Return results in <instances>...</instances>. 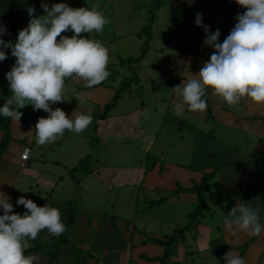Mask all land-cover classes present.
<instances>
[{"label":"rangeland","instance_id":"obj_1","mask_svg":"<svg viewBox=\"0 0 264 264\" xmlns=\"http://www.w3.org/2000/svg\"><path fill=\"white\" fill-rule=\"evenodd\" d=\"M58 1L64 0L51 5ZM103 1L108 5L111 0H73L67 4L73 8L95 9L94 5ZM174 1L114 0L104 15L106 25L113 24L117 33L122 34L116 37L119 42L114 45L121 48L124 42L121 38L129 30H142L143 36L149 39L151 31L157 29L159 43L166 35L161 32L172 23ZM187 2L180 0L173 6V14L179 13L181 17L194 14ZM223 2L237 5L235 0ZM148 3L153 6L151 10L141 8ZM10 13L0 12V23L3 24L1 18L8 19ZM24 14L27 17V13ZM157 16L160 23L154 24L153 18ZM221 24L216 26L221 28ZM71 35L72 32H68V36ZM208 48L204 49L207 52L202 50L205 56L190 59L186 67L174 54L164 56L166 59L154 54L140 67L126 68L129 65L126 63L123 72L120 65L112 64V67L107 66L110 75L97 87H78L74 81L67 88L70 80L67 78L69 91L65 100L52 107L61 108L73 119L77 113H90L92 123L82 134L66 130L55 142L38 146L35 125L48 113L42 109L34 111L31 105L19 109L23 115L20 120H13L14 139L11 138L6 150L0 152L5 158L1 168L10 167L16 175L22 171L18 183H29V186H17L15 192L24 189V196L37 197V200L52 193L51 200L67 203L68 209H75L76 226L64 232L68 247L62 264H97V261L100 264H161L155 259L163 256L165 247L153 243V239L169 237L174 239V245L170 248L173 252L168 264H226L227 252H220L226 242L216 224L228 217L233 207L242 205V195L229 191L227 182L218 173L210 181L209 191L179 192L178 189L201 182V177L218 162L211 155L223 163L230 156L247 159L254 150H261L264 104L247 107L239 103L229 107L224 101L220 103L209 89L207 97L211 102L206 111L186 109L183 115H177L174 105L182 97L175 87L198 78V71L214 51ZM6 51L8 58L0 62V106L11 98L6 73L13 66V57L10 49ZM140 53L141 49L132 56ZM192 73L196 75L193 78ZM134 74L137 79L130 82ZM117 92L120 93L117 105L105 114L106 105L114 100ZM209 107L214 114L212 118H209ZM244 115L258 116L254 117L257 120H251L243 119ZM257 124L263 130L254 133L251 129H257ZM4 136L5 133L0 136V145ZM238 145L240 150L237 151ZM23 147L33 148L34 152L26 168L18 161V152ZM87 157L84 168L73 171ZM153 164L156 168L150 169ZM251 194L259 199L255 207H261L260 218L264 223V173L259 177L257 191ZM13 205L17 213L26 211L22 205ZM66 218L61 217L62 222ZM40 234L42 232L38 235L40 250L57 249L52 241H42ZM29 243L35 245L36 240Z\"/></svg>","mask_w":264,"mask_h":264},{"label":"clouds","instance_id":"obj_2","mask_svg":"<svg viewBox=\"0 0 264 264\" xmlns=\"http://www.w3.org/2000/svg\"><path fill=\"white\" fill-rule=\"evenodd\" d=\"M235 3L244 11L238 13L237 22L222 43L220 29L211 31L203 23L202 14H196V25L205 32L203 46L214 51L198 71V78L175 87L182 97L174 105L177 115H183L186 109L206 111L209 89L229 107L245 97L254 104H264V0ZM40 7L45 14L39 17L35 7L27 9L31 18L15 42L4 39L8 28L0 23V62L9 56L6 49L16 58L6 73L11 98L0 106V116L20 120L22 113L18 109L27 105L34 111L47 112L49 115L39 118L35 125L36 144L43 146L63 137L66 130L82 134L92 123L90 113H77L73 119L61 108L52 107L65 100L66 79L77 76L86 82L85 87H93L105 81L110 72L108 48L91 36L81 35L104 30L108 21L101 12L88 7L73 8L65 2L49 6L45 0H41ZM65 32L72 35H62ZM16 205L24 206L26 211L15 212L10 199L0 194V264H38L37 255L25 254L29 242L45 229L49 235H62L66 225L56 207L38 206L24 196L16 200ZM260 212V206H235L223 223L233 235L239 231L259 236L264 233ZM224 260L226 264H246L233 251L227 252Z\"/></svg>","mask_w":264,"mask_h":264},{"label":"crops","instance_id":"obj_3","mask_svg":"<svg viewBox=\"0 0 264 264\" xmlns=\"http://www.w3.org/2000/svg\"><path fill=\"white\" fill-rule=\"evenodd\" d=\"M36 1H37V3H36ZM55 1H57V0H45V2L49 4V6H51V3L55 2ZM179 1L176 0L171 5V14H172L171 15V22L172 23L170 26L166 25L165 26L166 30L161 32V33L166 34V35H164V37L162 36V39L158 43L157 37H158V35H160L158 33L159 31H157V29H155L154 31L152 30L151 31L152 35H151V39H150V48L148 49L146 57L143 59V62L136 63V64L134 62L132 64V66H130V64L128 63L129 65H126V68L133 67L134 65L135 66L137 65V67H140L147 59H149L150 56L152 57V55H154V54L158 55L160 58L162 57V59H166L164 56H168V54H170V55L174 54V56L178 55L179 59L182 60V64L184 67L190 65V62H189L190 59L196 58L198 60V59H201V57H199V56H205L202 52V50L205 51L204 49L206 48L203 46V41L205 39V36H204L205 32H204L202 27L197 26L195 23V17H196L197 13L202 14L203 23L210 26L211 31L214 32L215 27H216V29L217 28L220 29L221 35L219 37V42H221V43L227 37V35L230 33L231 29L234 27L235 23L237 22L236 17L238 15V13H224L222 11H217L214 14L209 15V10H210L211 6L213 5L214 0H186V1H188L186 5L189 8L194 9V11H195L194 14H190L188 16L181 17V14L177 13L175 16L173 14L172 8H174L173 6H176ZM60 2L72 3L73 0L58 1V3H60ZM113 2H114V0H111L110 4L106 5L107 1H103V3H97L94 6H95L96 10H98L99 12H102V14L105 15L109 11V7H112ZM40 5H41V0H7L5 2L0 1V12H4V11H10L11 12L8 19L1 18L2 21L4 22L3 23L4 25H5V22L8 20V22L6 23L7 28H9L13 23L19 21L25 15L24 13H27V17H26L27 19L25 21L19 23L17 30L14 33H12V35H11V40L13 42H15V40L18 37L15 35H17L18 32L20 30H22L23 28H25V26H27L29 23V20L31 18L28 14V11H27V9L29 7H35L36 8V10H37L36 16L37 17L45 14L43 9L40 7ZM68 5H70V4H68ZM151 5H152L151 3H148L145 6H141V8L148 11V10H151V8L153 7ZM195 8H197L200 12L198 10H195ZM196 11H198V12H196ZM153 21H154L153 22L154 24L156 23V21L158 24V23H160V18L157 16V17L153 18ZM220 22L222 23L221 28L219 26H216V24H218V23L220 25ZM152 27H153V25H152ZM62 35H68V32L62 33ZM84 35H86V34H84ZM118 35H122V34L117 33L116 27L113 24H108V25H105L104 30L102 32H100V33L93 32L91 35V38L94 40L101 41L108 48V50H109V61H111V62H108L107 66L112 67V64L117 65V66L120 65L121 66L120 69L123 72L125 70L124 66H125L127 60L132 59V58H138L139 56H141L145 42L148 39L143 36L142 30L141 31L140 30L139 31L129 30V31H126V34H124L125 36H122L121 40H123L124 42L121 41L123 43L120 44L121 45V48H120L119 45H114L117 42H119L118 40H116V37ZM87 37L90 38V35ZM57 39L59 40V37ZM193 42H195V43L193 44ZM197 42L200 43L199 46L197 45ZM140 45H143V46H141V48H140ZM140 49H141V53L138 56H136V55L132 56L135 53V51H140ZM154 49H155L156 53L154 52ZM208 49H210V48H208ZM205 52H207V51H205ZM200 54H202V55H200ZM15 59H16L15 57H13L11 59L12 65H14ZM113 61H116V62L113 63ZM148 66H150V64H148ZM185 72H187V71H185ZM190 76H191V78H193L196 75H194L192 73V75H190ZM74 81L77 82L78 87L79 86L83 87V86H85V83H86L81 78H79L77 76H73L70 78L68 85H67V88L70 87V85ZM95 87H97V85ZM68 91L69 90L66 89L65 94ZM64 97H65V95H64ZM206 97H207V93H206ZM209 100H210V98H209ZM218 100L220 101V103H222L221 102L222 100L219 97H218ZM210 102H211V100H210ZM240 103H245V105L247 107H250V106L259 107V106H261V104L260 105L254 104L249 98H246V97L243 98ZM209 106H210V103H209ZM223 108L227 109L226 107H223ZM263 114H264V112H263ZM258 115H255L253 117H249V116L244 115L243 119L248 118L251 120H257V119H254V117H257ZM213 116H214V114H213ZM262 117L264 119V116H262ZM13 120H15V119L11 118L12 139H14L13 128H12ZM256 126H257V129H251L254 133H257L258 131L263 130V128L260 127L258 124ZM3 133H5V131L0 129V136H3ZM262 142H264V140ZM259 144H260V146L264 147L263 143L260 142ZM262 147H261V150H257V151L254 150L253 153H251L247 157V159H243V158L237 157V156H230L229 160H227V158H226L222 161V162H224V161H227V162L247 161L248 163L245 164L243 167L240 168L237 166H226L225 168H223L222 170L217 172L220 176H223V179L227 182V186H228V188H230L229 191L237 192L235 194L242 195V198L244 199V201H242V204H246L247 206L253 207V208L255 207V205H257L259 203V199L257 198V196H254L251 193H254V191H257L259 177L261 174L264 173V149ZM236 148H237V151L240 150L239 145ZM236 148H235V150H236ZM23 149H24V147L18 152V161L21 162V166H22L21 153H22ZM31 149H32L31 159L29 160V163L27 166H22L23 168L28 167L30 165L32 158H33L34 152H33V148H31ZM211 156L214 160L218 161V162H215L216 164L221 163V162H219V159L217 157H215L214 155H211ZM3 160H5V158H3V156L1 157V155H0V194L4 195L5 198L10 199V202L13 204V203H16V200L19 197L24 196V191H25L24 189H20V192H18V191L15 192L14 190L16 189V187L17 186H19V187L29 186V183L19 184L18 182L20 180V177L22 178V175H23L22 171L19 172V175L18 174L16 175L15 172L10 167L1 168V163ZM213 171H214V168L212 170H210L209 172H213ZM156 173L158 174V172H156ZM216 174H215V176H216ZM203 176L201 177V181L203 179ZM211 180L208 181V186L206 188H204L202 193L210 190V187H211L210 181ZM185 188H187V187H185ZM24 197L30 199V197H28V196H24ZM49 197H52V193L47 194L46 197L42 198V199H38V200L35 199L37 197H35V198L33 197L31 199L35 203H37L38 206H44L45 204H47V205H50L52 207L58 208L61 212L62 218H65L67 216L66 220L63 221V223L65 225H67V223L69 222L68 207L66 206L67 203H63V202L58 201V200H51V198H49ZM248 197H250V198L245 203V200ZM206 207H208L207 202H206ZM23 209H25V208H23ZM2 214H3V212H2V210H0V215H2ZM223 221H224V219H222V222H220L219 225L216 224V226L219 227V229L221 230L222 235L224 237V241L226 242L224 249H221L220 252L225 253V252L233 251L235 254L241 256V254L243 253L242 248L244 247L245 243L248 242L253 236H249L246 233L239 232V231L237 232L236 235H233L232 232L228 228H226ZM41 232H42V234H40V235H42V237H43L42 241L44 239H46V240L48 239L49 241L54 242V244L51 243L52 246L57 245V247L59 244L56 243V240L59 241L60 239H63L64 235H65L64 233L62 235H59V236L49 235V233L46 229L42 230ZM66 232H67V230H66ZM39 239H40V236H38L36 238L35 245H34V243H33V245L30 244L31 246L29 248H35V247L40 246L38 244V241L41 242V240H39ZM52 239H54L55 241H53ZM67 247H68L67 244L61 245V247H60L61 252L58 255V260H56L54 263H52L50 256L46 255L45 253H41V251H31V252H29L28 255H33V254L37 255L39 257L38 264H62L61 261L63 260V258L65 256V248H67ZM43 251H45V250H43ZM71 256L73 257V255H70L69 257L71 258ZM243 258L246 260V264H264V233L257 236V240L255 242L250 243L248 248L245 250ZM97 264H100V263H98V261H97Z\"/></svg>","mask_w":264,"mask_h":264},{"label":"trees","instance_id":"obj_4","mask_svg":"<svg viewBox=\"0 0 264 264\" xmlns=\"http://www.w3.org/2000/svg\"><path fill=\"white\" fill-rule=\"evenodd\" d=\"M195 10H198L197 8H195ZM199 11V10H198ZM196 11V12H198ZM217 11H222L224 13H241L244 11L243 8L239 7L238 5H227L226 3L223 2V0H214L213 5L211 6L210 10H209V15L214 14ZM200 12V11H199ZM27 18L24 15L19 21L13 23L9 28H8V34H6L4 36L5 40H9L11 39V35L12 33H14L17 28H18V24L25 21ZM150 39L149 38L146 42L145 45L143 47V51L141 56H139L138 58H132L126 61V63H129L130 66H132V64L135 63H139L141 61H143V59L146 57L147 51L150 48ZM137 79V75L134 74V76L132 78L129 79L130 82H134ZM128 81V82H129ZM127 82V81H126ZM120 98V93L117 92V94L115 95L114 100L106 105L105 108V114H107V112L109 110H111L112 108H114ZM205 99L207 100V106H209L210 100L208 97L205 96ZM213 114L211 112L210 109V114H209V118H212ZM0 129L5 131V137L1 142L0 145V152H3L6 150L7 146L9 145L10 141H11V118H3L0 117ZM89 157L85 158L77 167H75L73 169V171L79 170V169H83L84 168V163L86 162V160H88ZM247 161H242V162H227L224 161L223 163H217L214 164V171L213 172H206L203 176L202 181L196 185V186H192V187H187V188H183L180 187L178 189L179 192L181 191H188V192H197L199 191V193L204 190V188H206L208 186V181L211 180L215 174L222 169L223 167L226 166H237V167H243L245 164H247ZM156 167V164H153L152 166H150V169H154ZM194 169V167H192ZM40 204V203H39ZM200 209H198L196 211V213L194 214L195 217H197L198 215V211ZM68 217H69V222L66 225V230L71 231L77 223L76 220V211L73 207L68 209ZM53 241H55L54 239H52ZM257 240V236H253L248 242L245 243L244 247L242 248L243 253L241 254V257H243L245 250L248 248V246L250 245V243H253ZM56 243H58V247L56 250L51 251H44L46 255L51 257L52 263H54L56 260H58V255L61 252V245L62 244H67L68 243V239H60L59 241L56 240ZM153 243L155 244H159L165 247V252L163 254V256L161 257H157L155 260H159L161 262V264H168V259L172 254V250L170 249L173 245H174V239L172 237H169L168 239H161V238H154L153 239ZM52 244H54V242H52ZM31 251H43L40 250L39 247H35V248H29L26 250L25 254L28 255L29 252ZM92 257H95V255L92 253L91 254ZM154 260V259H153Z\"/></svg>","mask_w":264,"mask_h":264},{"label":"built area","instance_id":"obj_5","mask_svg":"<svg viewBox=\"0 0 264 264\" xmlns=\"http://www.w3.org/2000/svg\"><path fill=\"white\" fill-rule=\"evenodd\" d=\"M48 115L49 114H47V116ZM31 153H32V149L30 147H24V149L21 153L22 166L28 165L29 160L31 159Z\"/></svg>","mask_w":264,"mask_h":264}]
</instances>
